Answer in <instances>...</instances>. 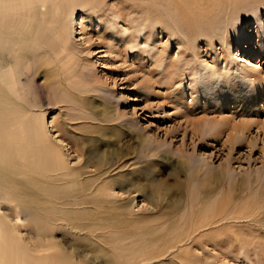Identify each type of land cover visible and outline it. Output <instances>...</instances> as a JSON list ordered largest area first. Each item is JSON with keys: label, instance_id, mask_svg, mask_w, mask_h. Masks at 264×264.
I'll use <instances>...</instances> for the list:
<instances>
[{"label": "rangeland", "instance_id": "1", "mask_svg": "<svg viewBox=\"0 0 264 264\" xmlns=\"http://www.w3.org/2000/svg\"><path fill=\"white\" fill-rule=\"evenodd\" d=\"M84 1L32 88L65 167L23 193L62 206L16 199L20 216L86 264H264V0L226 1L190 27L167 1ZM223 198L227 240L208 236L211 219L192 226Z\"/></svg>", "mask_w": 264, "mask_h": 264}, {"label": "bare ground", "instance_id": "2", "mask_svg": "<svg viewBox=\"0 0 264 264\" xmlns=\"http://www.w3.org/2000/svg\"><path fill=\"white\" fill-rule=\"evenodd\" d=\"M87 1L104 5L107 0ZM157 1L139 0L138 3L154 13ZM166 1L181 22L190 27L196 16L201 19L211 17L217 6L229 0H159ZM81 2L85 1L0 0V201L6 198L3 207L0 202V264H86L76 257L75 248L66 247L56 239L48 223L36 219L31 211L27 221L24 220L18 211L21 201L15 203L16 199H29L32 202H25L33 205L31 198L35 197L50 204L48 210L62 206L52 196H39L32 191L28 196L23 193L36 186V175L48 177L50 172L60 175L65 167L59 148L44 132L41 111L38 113L31 106L34 102L32 88L40 70L39 63L50 62L49 56L56 47L66 50L69 42L67 17ZM253 71V67L247 68L243 74L251 76ZM254 80L252 77L251 81ZM31 155L35 160L30 158ZM218 176L222 173H217L211 181H204L203 186L212 185ZM78 183L77 180L73 185ZM104 185L102 183V188ZM48 190L57 192L53 186H47L45 192ZM226 204V198H223L213 211L194 221L192 226H203L211 219V225L219 226L208 236L232 239L231 232L221 233L226 225L222 224L226 219L223 216L229 214L225 210ZM247 215L248 211H240L231 219L249 218ZM164 255L160 253L153 258ZM133 262L130 260L126 264Z\"/></svg>", "mask_w": 264, "mask_h": 264}]
</instances>
